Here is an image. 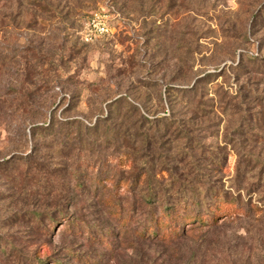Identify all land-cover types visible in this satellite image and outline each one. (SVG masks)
<instances>
[{
  "label": "rangeland",
  "instance_id": "374dc122",
  "mask_svg": "<svg viewBox=\"0 0 264 264\" xmlns=\"http://www.w3.org/2000/svg\"><path fill=\"white\" fill-rule=\"evenodd\" d=\"M260 134L264 0H0V264H264V184L247 216L139 237L150 182H264ZM104 176L141 184L110 207Z\"/></svg>",
  "mask_w": 264,
  "mask_h": 264
},
{
  "label": "trees",
  "instance_id": "16d2710c",
  "mask_svg": "<svg viewBox=\"0 0 264 264\" xmlns=\"http://www.w3.org/2000/svg\"><path fill=\"white\" fill-rule=\"evenodd\" d=\"M55 124L53 123L52 127ZM47 128H51L50 125ZM260 138H264V135ZM257 141H259V138H257ZM150 176L151 172L149 170V175L144 180L145 186L149 183ZM96 184H98V188L103 189V192L110 189L116 190L112 197L103 200L105 204L112 207L115 206L113 200H115L116 194L122 192L121 188L126 192L136 191L141 181L139 176L135 177L131 183L129 181L123 183L121 180L104 176L97 178ZM263 184L264 182L261 181L253 182L248 187H239L234 190V194H227L220 188L213 191L210 188L202 190V188H194L192 185H189L187 190H183L181 186H178L174 192L168 193V189L171 188L164 187L160 180L150 182L148 193L144 195L143 199L147 213L143 219L144 229L139 237L145 241H161L169 244L180 240L191 231L195 232L196 230L216 226L225 218L247 216L251 210L259 209L255 203H252L250 196L260 185L263 187ZM79 186L81 187V185ZM99 191L100 189H98ZM130 220L127 216L122 218L121 222L128 225ZM71 221L70 224L73 225L74 222ZM78 229L76 230L75 226H68V233L80 235L83 238L87 234L89 240H94L89 227H78ZM53 261V264H62L57 260Z\"/></svg>",
  "mask_w": 264,
  "mask_h": 264
}]
</instances>
